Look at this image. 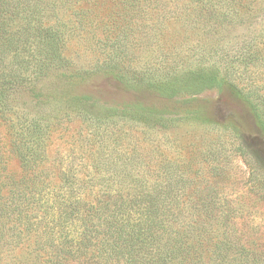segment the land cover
<instances>
[{
    "label": "trees",
    "instance_id": "16d2710c",
    "mask_svg": "<svg viewBox=\"0 0 264 264\" xmlns=\"http://www.w3.org/2000/svg\"><path fill=\"white\" fill-rule=\"evenodd\" d=\"M105 1L112 6L96 8ZM173 1L182 0H0V125L13 132L8 140L0 133V264H264L261 235L239 226L247 216L253 217L250 209L263 197L248 200L246 204H253L246 211L237 201L232 211L209 213L193 212L191 198L181 202L175 194L158 192V182L129 181L119 185L128 192L101 197L45 200L38 192L48 186L43 165L49 117L25 112L18 102L26 93L40 104L44 81H51L53 98L65 102L62 117L98 124L119 118L153 130L174 122L158 105L136 101L96 107L88 103L87 93L75 91L80 84L93 89V80L102 78L123 88L146 86L157 98L173 97L178 90L175 76L167 82L160 76L145 80L146 73L140 71L123 84L115 74L128 56L127 47L118 46L122 41L128 45V24L141 12L134 8L151 3L166 7ZM186 1L196 5L188 16H208L219 28L256 17L258 10L243 11L246 6L264 9V0ZM161 12L171 13L161 8L155 17ZM115 20L126 24L110 30ZM86 28L91 29L101 63L81 74L72 67L66 44L76 30ZM188 74L186 90L221 82L203 69ZM11 160L20 163L22 177L9 169Z\"/></svg>",
    "mask_w": 264,
    "mask_h": 264
},
{
    "label": "rangeland",
    "instance_id": "374dc122",
    "mask_svg": "<svg viewBox=\"0 0 264 264\" xmlns=\"http://www.w3.org/2000/svg\"><path fill=\"white\" fill-rule=\"evenodd\" d=\"M111 6L105 1L96 8ZM161 8L171 13L155 17ZM134 9L141 12L128 24V45L122 41L118 46L120 50L127 47L128 56L115 74L123 84L140 71L146 73L145 80L160 76L167 82L175 76L176 94L157 98L146 86L123 88L102 78L93 80V89L80 84L75 91L87 93L88 103L96 107L136 101L158 105L174 122L153 130L126 119L98 124L62 117L65 102L53 98L51 81H44L40 104L31 102L26 93L18 102L25 112L49 117L43 165L48 186L38 192L45 200L101 197L128 192L119 185L129 181L158 182V192L175 194L181 202L191 198L193 212L209 213L232 211L237 201L246 211L253 204H246L248 200L263 197L250 209L253 217L246 215L239 226L256 229L264 241V110L260 112L264 108V9L246 6L243 11L257 9V16L225 22L220 28L208 16H188L196 5L186 0ZM115 21L110 30L126 24ZM90 31L76 30L66 44L70 63L81 74L94 71L101 63ZM202 69L218 77L220 85L186 90L188 73ZM0 133L8 140L13 132L0 125ZM9 169L16 178L22 177L18 161L11 160Z\"/></svg>",
    "mask_w": 264,
    "mask_h": 264
}]
</instances>
